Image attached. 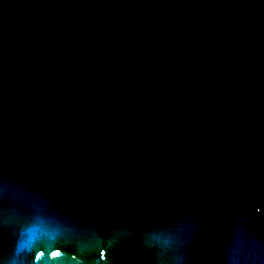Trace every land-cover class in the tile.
Wrapping results in <instances>:
<instances>
[{
    "label": "water",
    "instance_id": "1",
    "mask_svg": "<svg viewBox=\"0 0 264 264\" xmlns=\"http://www.w3.org/2000/svg\"><path fill=\"white\" fill-rule=\"evenodd\" d=\"M0 264H264V0H0Z\"/></svg>",
    "mask_w": 264,
    "mask_h": 264
}]
</instances>
